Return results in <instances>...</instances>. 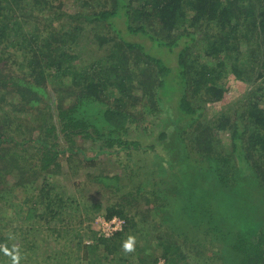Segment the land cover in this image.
Segmentation results:
<instances>
[{"label":"trees","instance_id":"1","mask_svg":"<svg viewBox=\"0 0 264 264\" xmlns=\"http://www.w3.org/2000/svg\"><path fill=\"white\" fill-rule=\"evenodd\" d=\"M50 4L71 29L43 43L31 35L23 59L7 65L9 38ZM64 4L0 0V182L32 196L46 189L31 208L39 216L46 206L42 219L56 208L53 197L68 211L75 194L65 201L48 182L38 185L63 173L68 153L85 165L88 183L114 199L108 218L126 219L123 231L100 238L115 264H145L142 248L138 263L123 256L125 231L154 236L167 264H264V0H71L72 15ZM86 30L96 38L90 48L81 44ZM77 44L96 51L85 65ZM227 78L263 81L209 115V103L226 100ZM86 141L120 170H98ZM4 187L0 211L4 203L17 207ZM83 206L90 221L88 212L101 209L89 199ZM11 235L1 230L0 241ZM35 244L26 246L34 252ZM76 246L87 264H99V244Z\"/></svg>","mask_w":264,"mask_h":264},{"label":"rangeland","instance_id":"2","mask_svg":"<svg viewBox=\"0 0 264 264\" xmlns=\"http://www.w3.org/2000/svg\"><path fill=\"white\" fill-rule=\"evenodd\" d=\"M54 6L55 5L52 4L47 5L43 10L42 19L41 15L38 20H35L34 18L31 19V22L24 24L23 30L25 31L13 34L9 38V42L13 41L14 43L9 45L7 49L3 50V55L7 56L8 54H11V57L7 59L8 62L5 61L7 65L9 63L12 64L14 59H16V61H21V59H23L25 42L30 40L31 35L34 34V36H38L39 38L37 39L39 43H43L46 39L45 37H51V34L66 30L69 31L71 29L70 25H66L68 17L60 16L62 14L61 10L53 11L55 10ZM63 9L65 13L72 15L74 14L76 6L71 4V0H65ZM52 23L53 25H50ZM24 33L28 34L27 38L24 36ZM208 33L209 32L207 31V34ZM203 34H200L202 38H204ZM81 39V44L89 45L87 47L90 48L91 43L88 42L92 40L91 42L94 43L93 41H95L96 38L89 30H86L84 34L81 35ZM133 40H138V37H134ZM243 43H240V48L245 52L247 48L246 44ZM77 46L78 44L74 46L72 50L75 52L79 51V62L80 64L85 65V63L92 60L96 51L86 54L82 52V48L80 50ZM201 47L204 48V43H197L196 48ZM1 49L2 45H0V53L2 52ZM262 81V78H258L256 82L247 84L236 79L227 78L225 80L226 89H229L226 95L227 101L209 103V115L220 111L226 105V102L237 100L250 88L260 90L259 88L262 85ZM51 82H53V79L48 80L49 88L52 86ZM117 92L118 90L113 89L111 94L115 96ZM259 93L261 94L260 91ZM54 96L55 93L53 92L52 97ZM2 105L5 106V109H10V107L4 103H2ZM1 127L2 125H0V128ZM9 131L11 134H16L14 128L9 129ZM227 137V133L222 134L224 142L225 139L227 140ZM82 145L83 147H90V149L87 150V154L88 156L95 157L98 170H103V173L107 174L115 173L120 170L117 169L119 168L117 162L113 161L112 157L110 158L109 155L99 152L98 147L91 145L90 141H86ZM61 164L63 175H55L53 178L40 182L38 185L41 186L44 182H48L57 192H60L62 196L65 195V201L68 200V196L72 193L77 196V200L79 201L73 204L68 211H65L64 208H61V205H57L59 199L53 197V199H51L50 207L55 206L56 208H54L53 212L47 213L46 217L43 219L42 217L46 211V206L42 207L39 205L40 209L36 211V214H39V216L33 215V212L35 211L31 210V208L32 206L37 205L35 202L37 199L41 200L44 197L43 193L46 189L40 194L38 193L39 190L36 189L34 193L35 196H32L27 189L13 185L12 180L8 181V184L0 182V188L4 186L6 187H4L5 198H8L9 202L17 204V207H13L4 203V208L0 211V232L2 230L3 234H12L7 237L9 240L0 241V264H87L88 260L84 259V251L79 252L80 250L76 246V242L79 239H82L83 243L95 242L96 244H99V249L96 252V260L99 264H115L113 254L107 251L106 245L102 242L103 240H100L102 237L111 236L113 234L105 235V231L102 228L103 225H101V218H108L107 207L108 204L115 202L114 199L108 201L104 198L103 192H98L102 190L100 185L95 183L89 184L88 178H86L87 169L85 168V165L81 164L79 166L78 160L69 161L68 153L62 156ZM8 179H11V177L8 176ZM8 188L13 189L11 194H8ZM1 196L2 195H0V197ZM88 199L97 202L101 207L99 212L93 211L94 209L88 212V214L93 216L92 221L86 218V209L83 206L84 201ZM58 208H61L65 212L58 211ZM30 211H32V214ZM80 220H84L85 222L79 223ZM58 228H60L59 232L57 231L59 230ZM123 230L124 228L121 231ZM77 233L80 235V238L76 236ZM121 238V252H123V256H128L130 253L132 254L130 257L128 256L130 260H132L131 263H138V258L143 256L142 258L144 259L145 264H149V262L150 264H167V260L162 253L157 251L158 247H155L156 238H154V236L149 237L147 232L139 234V232L128 233L125 231L121 235ZM29 241L36 243L34 252L30 251L31 248L26 246L29 244ZM6 242L9 244H6ZM129 244L131 245L130 248L127 247ZM140 248H142V256H140V251L138 252V249ZM155 257L157 258L156 261L154 260ZM191 260L192 259L190 258V264H198L196 263V260ZM202 264L208 263L204 262Z\"/></svg>","mask_w":264,"mask_h":264},{"label":"built area","instance_id":"3","mask_svg":"<svg viewBox=\"0 0 264 264\" xmlns=\"http://www.w3.org/2000/svg\"><path fill=\"white\" fill-rule=\"evenodd\" d=\"M125 223L126 219L117 215H114L111 218H101V225H103L102 228L105 231V235H110L117 230H121Z\"/></svg>","mask_w":264,"mask_h":264},{"label":"clouds","instance_id":"4","mask_svg":"<svg viewBox=\"0 0 264 264\" xmlns=\"http://www.w3.org/2000/svg\"><path fill=\"white\" fill-rule=\"evenodd\" d=\"M127 247H129V248H130V247H131V245L129 244V245H127Z\"/></svg>","mask_w":264,"mask_h":264}]
</instances>
